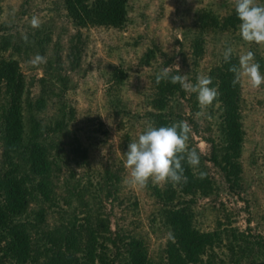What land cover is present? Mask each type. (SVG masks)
Listing matches in <instances>:
<instances>
[{"label": "rangeland", "instance_id": "374dc122", "mask_svg": "<svg viewBox=\"0 0 264 264\" xmlns=\"http://www.w3.org/2000/svg\"><path fill=\"white\" fill-rule=\"evenodd\" d=\"M217 5L220 12L232 10L235 0H132L124 30L112 31L75 28L66 17L60 0H0V36H10L11 41L19 46L18 54H13V57L27 81L29 100L33 102L40 95L38 79L53 82L50 93L46 94L49 99L43 110L35 114L32 112L35 119L41 126H51L56 120L67 124L63 131L48 133L47 142L56 144L50 153L59 166V171L52 177L58 204L54 207L43 205L46 212L44 223L37 234L30 232L34 242H42L39 234L42 230L45 232L69 222L77 225L87 212H97L104 219L101 237L107 235L104 233L106 225L111 238L114 235L123 238L128 234L139 237L146 245L151 264L163 263L162 250L167 231L159 222L161 206L151 191L152 186H160L162 182L150 179L143 189L128 183L130 170L125 166L124 153L129 143L125 148L122 136L128 132L132 143L142 134L136 112H142L146 75L153 69L168 61V67L175 70V65H178L182 75H188L189 81L194 84L198 77L205 74L213 59L223 52L220 46L212 49L211 41L208 42L194 71L181 63L178 56L183 33L191 31L195 14L200 9ZM33 16L42 22L38 29L30 26ZM25 36L28 43L24 41ZM238 37L240 41L235 40ZM45 38V43L39 48L37 44ZM224 45L231 47L237 58L251 50L264 62V45H249L239 33L229 37ZM148 49L157 50L156 62H151L150 68L138 67V60ZM37 54L46 57L52 64L57 62L53 69H58L46 75V64H30L29 61ZM262 68L260 71L264 73V65ZM116 70L124 74L122 84L117 88V97L126 105L125 110L130 112L128 116L117 113L108 103L107 89L113 85ZM61 78L63 86L58 82ZM239 82L245 107L242 109L245 136L241 186L229 190L212 165L204 162L206 171L215 182L216 191L208 198L196 199V223L200 229L212 230L215 213L222 210L229 215L231 227L260 238L264 244V85L252 89L244 77ZM192 94L197 100V94ZM189 96L186 92L185 99L180 101L185 117H191V102L186 100ZM23 108L26 110L24 104ZM198 108L202 114L197 116V112L192 117L198 126V132L192 133V141L197 151L207 156L209 148L202 140L204 130L210 128L213 131L215 125L212 119L205 117L207 110L199 103ZM24 110L27 125L28 114ZM77 145L85 150V165L80 164V151H72ZM56 155H59V161ZM2 167L6 169L3 164ZM104 171H108L112 179L107 185ZM77 183L83 189H90L92 194L85 192L84 199L91 209L81 207L77 199L68 197L66 188H75ZM88 183L93 188H101L93 189ZM108 186L117 192L106 198L104 192ZM65 200L70 201L68 205ZM37 208L38 204L33 202L29 205V209ZM106 249L108 254L114 251L110 244ZM38 261L43 263V258ZM250 264H264V249L262 257Z\"/></svg>", "mask_w": 264, "mask_h": 264}, {"label": "trees", "instance_id": "16d2710c", "mask_svg": "<svg viewBox=\"0 0 264 264\" xmlns=\"http://www.w3.org/2000/svg\"><path fill=\"white\" fill-rule=\"evenodd\" d=\"M60 1L66 17L77 29L104 28L122 31L128 22L129 4L132 0ZM257 2L264 5V0ZM217 8L219 5L205 7L195 14L191 31L183 33V41L179 43L178 49L180 62L189 66L190 71L196 69L208 42L211 41L212 49L220 46L221 51L223 50L208 65L203 75L212 78L210 87H216L220 93L218 102L206 108L205 117L211 116L215 125L213 131L210 128L204 130L202 140L209 148L207 156L201 155L192 141V133L198 132V126L192 120L199 112L195 95L190 94V98L186 99L191 102V117H185L181 112L180 101L185 99L186 92L179 84L169 81L157 84L155 81L156 75L164 67H168V61L146 75L147 85L143 88L144 100L141 101L143 113L136 112L141 133L149 123L157 128L179 121L193 124L188 144L200 156L199 168L194 169L184 163L188 178L186 184L162 183L151 187L152 195L161 206L159 222L167 231L162 264H250L263 255L264 244L260 238L231 227L229 215L222 210L221 213L216 211L212 230L200 229L196 223V199L208 198L216 191L215 182L206 171L204 162L212 165L229 190L239 189L243 179L241 156L245 129L242 109L245 107L240 82L233 86L234 75L229 72L231 65L238 64V58L233 53L230 62H225L223 58L228 48L224 45L225 41L239 33V20L234 8L224 12ZM237 39L239 37L235 38ZM45 40L46 38L37 46L40 48ZM19 50L10 36H0V264H40L39 258H43L41 264H151L141 238L129 234L123 238H118V235L111 238L107 225L104 231L107 235L101 237L104 219L97 212H87L77 225L69 222L45 232L42 230L39 233L42 242L33 241L30 232L37 234L38 228L44 223L46 212L43 205L54 207L58 204L52 177L59 171V166L50 153L56 144L47 142L48 133L63 131L67 124L56 120L51 126H41L35 119L33 113L43 110L49 99L46 94L50 93L53 82L45 78L38 79L40 95L31 102L27 96V81L20 72L18 61L13 57ZM156 54L157 50L145 51L138 60V67L150 68L151 62L157 60ZM255 59L260 64V70L263 69V59L256 54ZM55 64L57 62L52 64L47 61L44 69L46 75L58 69H53ZM123 78L122 71L116 70L113 73V85L108 87L107 96L110 107L116 109L117 113L128 116L130 112L125 110L126 105L117 97V88L122 84ZM58 82L64 85L63 78ZM23 110L28 114L27 125ZM131 140L128 132L123 133L122 145L125 148ZM72 151H80V164L85 165V150L77 145ZM56 156L59 161V155ZM1 163L5 165V170ZM201 171L206 173L203 179L199 178ZM104 178L106 185L112 180L108 171H104ZM76 187L66 188L68 197L77 199L81 207L91 209L84 199L85 192L92 194L90 189H83L78 183ZM110 187L105 189L106 198L117 192ZM97 188L100 190L101 187ZM32 202L38 204L37 210L29 209ZM69 202L65 200L67 205ZM73 219H76L75 216ZM169 232L174 239L168 238ZM100 237L101 241H98ZM107 244L114 250L110 254L107 253Z\"/></svg>", "mask_w": 264, "mask_h": 264}, {"label": "clouds", "instance_id": "9594fccd", "mask_svg": "<svg viewBox=\"0 0 264 264\" xmlns=\"http://www.w3.org/2000/svg\"><path fill=\"white\" fill-rule=\"evenodd\" d=\"M235 14L239 20V34L243 41L249 45H264V5L258 4L257 0H235ZM41 20L33 16L30 26L38 29ZM28 43L27 36L24 37ZM233 49L228 47L224 52L225 62H230ZM33 66H40L47 63V58L39 54L30 61ZM229 72L234 75L232 85L235 86L246 78L252 89H259L264 85V73L260 71V64L255 59V53L251 50L238 58V64H233ZM159 84L161 81H169L172 84H179L181 88L189 93L197 94L199 105L206 109L218 102L220 95L216 87H210L213 81L210 76H200L196 83L188 79V75H181L178 65H175V74L172 67H164L155 77ZM198 112L196 115L200 116ZM211 119V116L208 117ZM192 127L187 121H179L170 126L154 127L147 124L145 130L138 136L136 142L129 143L125 166L130 170L128 183L138 188H146L149 180L155 182L171 183L173 185L186 184L188 178L185 175L184 163L196 169L200 165V156L195 150L189 148L188 141ZM206 173L200 172L199 178H205ZM169 239H174L171 232Z\"/></svg>", "mask_w": 264, "mask_h": 264}]
</instances>
